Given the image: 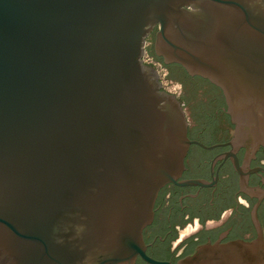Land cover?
<instances>
[{
  "label": "water",
  "instance_id": "1",
  "mask_svg": "<svg viewBox=\"0 0 264 264\" xmlns=\"http://www.w3.org/2000/svg\"><path fill=\"white\" fill-rule=\"evenodd\" d=\"M0 264H264V0H0Z\"/></svg>",
  "mask_w": 264,
  "mask_h": 264
},
{
  "label": "rangeland",
  "instance_id": "2",
  "mask_svg": "<svg viewBox=\"0 0 264 264\" xmlns=\"http://www.w3.org/2000/svg\"><path fill=\"white\" fill-rule=\"evenodd\" d=\"M150 43V41H147L146 42V46L148 45ZM145 52H147L148 54H149V52H148V50L146 49V51ZM150 55V54H149ZM151 56V55H150ZM154 61H156L157 63H158V69H159V76H160V78H159V80H160V82H163L162 83V89L163 90H165V91H167L168 93L169 92H175L176 91V83H174V82H171V83H169L168 82V80H167V78H166V74H167V70H166V68L161 64V62H159V61H157V60H155V59H153Z\"/></svg>",
  "mask_w": 264,
  "mask_h": 264
},
{
  "label": "built area",
  "instance_id": "3",
  "mask_svg": "<svg viewBox=\"0 0 264 264\" xmlns=\"http://www.w3.org/2000/svg\"><path fill=\"white\" fill-rule=\"evenodd\" d=\"M142 59H143V62L145 64H152L155 67V69L157 70L158 75H159L158 63L153 60L152 56H150L147 52H145ZM159 78H160V76H159ZM162 83L163 82H161V86H162Z\"/></svg>",
  "mask_w": 264,
  "mask_h": 264
},
{
  "label": "flooded vegetation",
  "instance_id": "4",
  "mask_svg": "<svg viewBox=\"0 0 264 264\" xmlns=\"http://www.w3.org/2000/svg\"><path fill=\"white\" fill-rule=\"evenodd\" d=\"M165 67V66H164ZM166 68V67H165ZM167 70V68H166ZM167 73H168V70H167ZM176 83V91L175 92H169L170 94H174L176 98H178V94H177V91L182 87L181 83H178V82H174Z\"/></svg>",
  "mask_w": 264,
  "mask_h": 264
}]
</instances>
